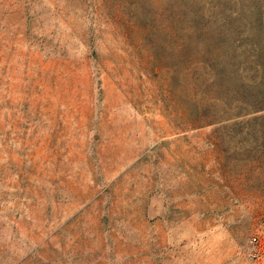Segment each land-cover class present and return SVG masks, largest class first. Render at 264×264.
<instances>
[{"label":"rangeland","instance_id":"1","mask_svg":"<svg viewBox=\"0 0 264 264\" xmlns=\"http://www.w3.org/2000/svg\"><path fill=\"white\" fill-rule=\"evenodd\" d=\"M216 1L0 0V264H264V154L194 81Z\"/></svg>","mask_w":264,"mask_h":264},{"label":"trees","instance_id":"2","mask_svg":"<svg viewBox=\"0 0 264 264\" xmlns=\"http://www.w3.org/2000/svg\"><path fill=\"white\" fill-rule=\"evenodd\" d=\"M209 3L216 11L209 14L211 22L213 15L216 19V13L222 12L225 16L216 22L227 34L215 37L202 29L203 35L196 36L212 37L208 44L194 46V81L210 92L213 103L223 106L225 117L214 119L212 124L232 121L233 128L241 126L238 134L256 146L245 151L254 153L257 161L264 154V0ZM189 43L184 35L179 50L185 52ZM239 119L241 122L235 123Z\"/></svg>","mask_w":264,"mask_h":264},{"label":"built area","instance_id":"3","mask_svg":"<svg viewBox=\"0 0 264 264\" xmlns=\"http://www.w3.org/2000/svg\"><path fill=\"white\" fill-rule=\"evenodd\" d=\"M251 242H252V243H255V242H256V239H255V238H253V239L251 240Z\"/></svg>","mask_w":264,"mask_h":264}]
</instances>
